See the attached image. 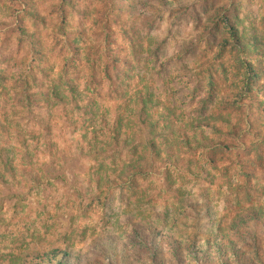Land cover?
I'll return each instance as SVG.
<instances>
[{"label":"rangeland","instance_id":"rangeland-1","mask_svg":"<svg viewBox=\"0 0 264 264\" xmlns=\"http://www.w3.org/2000/svg\"><path fill=\"white\" fill-rule=\"evenodd\" d=\"M254 208L264 0H0V264H264Z\"/></svg>","mask_w":264,"mask_h":264},{"label":"trees","instance_id":"trees-1","mask_svg":"<svg viewBox=\"0 0 264 264\" xmlns=\"http://www.w3.org/2000/svg\"><path fill=\"white\" fill-rule=\"evenodd\" d=\"M253 212L251 213V221L255 223V225H259L264 229V211L263 210H257V209H252ZM154 233V230L152 229H145L143 231V236L145 237L146 241L148 238L152 237L151 235ZM148 237V238H147ZM254 240L257 241V237H254ZM210 238L205 239L203 244H196V242L191 243V244H186L185 249H183L180 244H178L177 241L169 239V247L172 256L175 259V264H178L179 262L183 263V250L188 251V253L192 254L195 259L204 263H209L208 260L210 258H207L210 254L208 253L210 247H211V242ZM257 243V242H256ZM214 248L216 249V254L218 255V260L222 264H228L227 258L232 257L234 261L237 263H242L243 261V256L244 254H239L238 249L232 244L228 247L227 244H224L221 241H216L214 243ZM112 244L108 243V247H111ZM152 255L150 256L151 259V264H165L166 259L165 256L161 253L162 247H156L155 245H152ZM60 252H49L46 253L45 255L47 256L49 262L51 261H56V264H66L65 260L59 256ZM174 261V260H171ZM185 263V262H184ZM77 264V263H75ZM117 264V263H116Z\"/></svg>","mask_w":264,"mask_h":264}]
</instances>
